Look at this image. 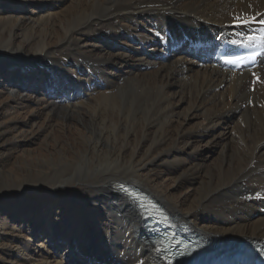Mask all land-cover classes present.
<instances>
[{
    "label": "bare ground",
    "instance_id": "1",
    "mask_svg": "<svg viewBox=\"0 0 264 264\" xmlns=\"http://www.w3.org/2000/svg\"><path fill=\"white\" fill-rule=\"evenodd\" d=\"M30 7L37 14L0 11V34L23 41L1 51H28L25 67L43 71L45 89L59 94L34 98L38 108L30 109L24 79L13 73L16 85L5 93L13 128L33 119L37 131L19 138L45 140L43 162L22 172L59 186L97 179L77 198L90 205L52 225L86 230L52 240L76 253L40 264H166L117 190L123 182L199 240L264 245V43L246 47L259 53L250 70L232 68L225 53L262 35L258 23L238 29L231 21L259 20L264 0H33ZM62 126L70 147L56 135ZM16 218L11 237L21 238L25 223ZM44 222L35 232H46ZM27 252L19 264H35L29 255L38 252Z\"/></svg>",
    "mask_w": 264,
    "mask_h": 264
},
{
    "label": "rangeland",
    "instance_id": "2",
    "mask_svg": "<svg viewBox=\"0 0 264 264\" xmlns=\"http://www.w3.org/2000/svg\"><path fill=\"white\" fill-rule=\"evenodd\" d=\"M25 2L27 5L21 4L19 0H0V11L13 12L17 9L15 18L20 17L22 13L37 14V10L30 7V3L33 0H25ZM8 39L9 34H0V247L5 242H9L11 247L0 251V264H19L18 259L20 257L23 259L28 257L27 249L29 247L38 252L35 256L29 255L33 260H36L35 264H40L42 259L47 261H54L60 257L66 259L69 255L76 253L75 249L68 246V241L57 244L53 243L52 240L63 236V234L71 235L72 233L75 234L74 236L79 237L86 230L80 229L79 226L59 230L58 225L52 229V225L56 218L59 219L63 216L70 218L75 215V211H80L90 205L89 202L85 203L83 200L80 202L78 199L86 198V191L89 189L86 183L88 185H90L89 183H97V179L89 178L86 182L71 180L65 186H59L52 182V179L47 182L39 178L38 175L30 176V174L22 172V169L28 165L33 166L43 162L45 159L43 153L45 151L42 149L45 147V140L43 138H19V131L27 133L37 131V122L33 119L29 121L27 126L17 131L13 128L15 125L13 123L14 116L9 115L7 113L8 109H5L6 103L9 101V99L5 100V93L9 90L12 82L16 85L13 73L17 70V75L24 79V84L21 85L24 90L22 104L28 105L30 109L38 108L34 103V98H46L48 94L52 95L53 92L59 93L57 90H51L49 91L51 93H48V90L45 89L40 76L43 71H33L34 69L31 68V70L29 67V69L25 67L29 63L25 58L28 57V51L20 55L17 53L16 56L19 58H16L15 55L8 56L1 51L7 48L9 44L16 48L23 43V41H18L19 43L10 42ZM65 89L66 94H68L69 89ZM80 89L82 90L83 88L80 87ZM191 123L194 124V122ZM78 126L80 127V125ZM56 131L58 138L61 141L63 140L62 144L70 147L67 140V129L62 126L60 130ZM75 136L70 133L68 136L70 142L74 145L79 143L74 140L77 138ZM204 156L208 157H206L207 160L209 159L207 153ZM72 158L68 159V161H71ZM48 159L51 162V158ZM84 166L87 167L88 165ZM33 173H35L34 170ZM68 176L69 173L63 175L64 178ZM63 210L67 212L62 215ZM17 216H20V219L23 220L22 223L25 224H22L23 226L20 228L22 237L12 238L11 236L14 234L17 223ZM42 219L45 221L44 224H47L49 231L46 229V232L43 230L37 233L35 232L37 229L36 223L42 221ZM96 223L100 224V221ZM46 243H50V245L44 248L42 245Z\"/></svg>",
    "mask_w": 264,
    "mask_h": 264
},
{
    "label": "snow or ice",
    "instance_id": "3",
    "mask_svg": "<svg viewBox=\"0 0 264 264\" xmlns=\"http://www.w3.org/2000/svg\"><path fill=\"white\" fill-rule=\"evenodd\" d=\"M231 23L236 27V28H247L251 24L258 23L261 26H264V15H261V18L257 20L256 15H253L251 19L246 18L245 16L242 15H236L232 18ZM261 36L256 37V36H250L247 38V43L244 45L245 47H250L252 44H257L260 45L264 43V27H261ZM233 44H236V41H232ZM230 62H235V61H230Z\"/></svg>",
    "mask_w": 264,
    "mask_h": 264
},
{
    "label": "water",
    "instance_id": "4",
    "mask_svg": "<svg viewBox=\"0 0 264 264\" xmlns=\"http://www.w3.org/2000/svg\"><path fill=\"white\" fill-rule=\"evenodd\" d=\"M11 64V63H10ZM14 64V63H13ZM231 241H235V240H231ZM231 241H226V242H231Z\"/></svg>",
    "mask_w": 264,
    "mask_h": 264
}]
</instances>
